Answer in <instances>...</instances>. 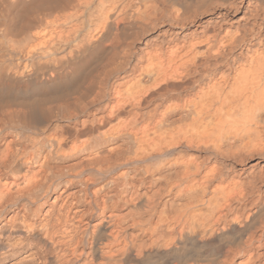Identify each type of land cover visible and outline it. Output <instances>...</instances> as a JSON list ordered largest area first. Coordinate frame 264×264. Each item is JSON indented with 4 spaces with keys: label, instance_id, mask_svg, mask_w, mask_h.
<instances>
[{
    "label": "bare ground",
    "instance_id": "obj_1",
    "mask_svg": "<svg viewBox=\"0 0 264 264\" xmlns=\"http://www.w3.org/2000/svg\"><path fill=\"white\" fill-rule=\"evenodd\" d=\"M185 7L0 0L2 264H264L259 102L236 116L213 75L264 3Z\"/></svg>",
    "mask_w": 264,
    "mask_h": 264
},
{
    "label": "clouds",
    "instance_id": "obj_2",
    "mask_svg": "<svg viewBox=\"0 0 264 264\" xmlns=\"http://www.w3.org/2000/svg\"><path fill=\"white\" fill-rule=\"evenodd\" d=\"M171 3L185 8V0H170ZM238 4H242L243 0H236ZM264 3V0H261ZM173 12L167 14L165 22H177V15ZM258 18L264 25V9L259 10ZM264 31V27L261 28ZM220 85L222 86L224 96L231 102V106L236 116L252 110L259 102L258 108L254 112L255 118L258 120L261 131L264 132V39L260 41L257 51H249L247 54L237 56L229 65L223 66L219 71L215 72L214 77H221ZM255 137L243 136L239 139L240 154L242 156L252 155L253 152L264 154V136H262L255 145L251 142ZM229 143H237L231 137L227 138ZM2 178V176H0ZM2 264V262H0Z\"/></svg>",
    "mask_w": 264,
    "mask_h": 264
}]
</instances>
